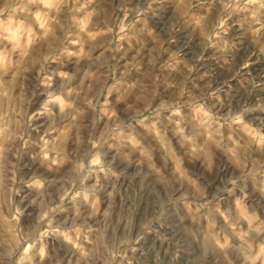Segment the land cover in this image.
<instances>
[{
    "label": "rangeland",
    "instance_id": "374dc122",
    "mask_svg": "<svg viewBox=\"0 0 264 264\" xmlns=\"http://www.w3.org/2000/svg\"><path fill=\"white\" fill-rule=\"evenodd\" d=\"M0 264H264V0H0Z\"/></svg>",
    "mask_w": 264,
    "mask_h": 264
}]
</instances>
